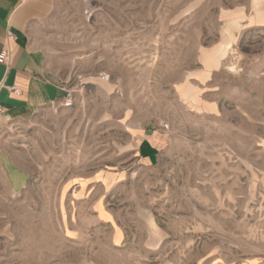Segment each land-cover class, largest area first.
Returning a JSON list of instances; mask_svg holds the SVG:
<instances>
[{"label":"rangeland","instance_id":"1","mask_svg":"<svg viewBox=\"0 0 264 264\" xmlns=\"http://www.w3.org/2000/svg\"><path fill=\"white\" fill-rule=\"evenodd\" d=\"M55 1L73 105L0 121V264H264V0Z\"/></svg>","mask_w":264,"mask_h":264},{"label":"crops","instance_id":"2","mask_svg":"<svg viewBox=\"0 0 264 264\" xmlns=\"http://www.w3.org/2000/svg\"><path fill=\"white\" fill-rule=\"evenodd\" d=\"M55 2L0 0V52L11 55L8 64L0 63V121L30 117L67 96L60 75L49 69L46 53L33 37Z\"/></svg>","mask_w":264,"mask_h":264},{"label":"built area","instance_id":"3","mask_svg":"<svg viewBox=\"0 0 264 264\" xmlns=\"http://www.w3.org/2000/svg\"><path fill=\"white\" fill-rule=\"evenodd\" d=\"M11 60V55L8 51H1L0 52V63L2 64H8ZM14 91H16L17 93L19 91H17V89H14ZM63 105L65 107H71L73 105V95H72V91H68L67 96L65 97L64 103ZM2 115V108L0 107V116ZM162 126L165 128H168L169 125L167 123H162Z\"/></svg>","mask_w":264,"mask_h":264}]
</instances>
